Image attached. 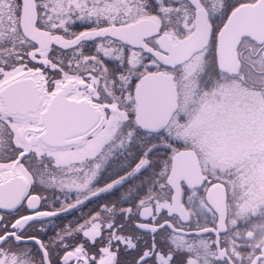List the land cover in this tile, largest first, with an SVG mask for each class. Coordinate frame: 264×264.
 <instances>
[{
    "label": "snow or ice",
    "instance_id": "6c2138e0",
    "mask_svg": "<svg viewBox=\"0 0 264 264\" xmlns=\"http://www.w3.org/2000/svg\"><path fill=\"white\" fill-rule=\"evenodd\" d=\"M182 2L0 0V264H264L244 167L193 123L214 86L163 46ZM186 152L196 180L177 176Z\"/></svg>",
    "mask_w": 264,
    "mask_h": 264
},
{
    "label": "flooded vegetation",
    "instance_id": "af4514ba",
    "mask_svg": "<svg viewBox=\"0 0 264 264\" xmlns=\"http://www.w3.org/2000/svg\"><path fill=\"white\" fill-rule=\"evenodd\" d=\"M258 1L260 0H242L236 8L225 15L227 4L230 0H211L207 6L203 0H183L179 9V17L176 20L179 28L170 29L169 33L163 38L165 43L170 41L172 44L178 43L195 31L198 20L201 30H205L203 35L207 34L210 27L208 44L195 52L189 60L181 63V65L188 74L191 70L189 68L191 63L199 58V63L193 67L195 69L188 75L194 80L200 77L210 78L209 83L214 86L213 90L216 93L221 92L222 89L219 90L221 85L226 82H232L237 87V100L234 98L236 100V105H234L236 110L233 115L237 117L236 112L239 111V106L237 107V105L247 106L249 119L246 123V133L249 136L253 135V137L257 135L256 133H260V127H264V75H261L264 73V16L252 18L253 21H256L253 27V34L242 35L237 44H234L233 40H226L222 32L232 15L240 7L255 5ZM248 20H250L249 17L243 18V22ZM217 25L222 26L213 40L212 34L216 30ZM149 31H154V29ZM221 62L238 64L236 72L224 71L221 68ZM246 99L249 100L248 104L245 103V101L247 102ZM242 111L245 110L242 109ZM257 113L260 114L258 115ZM193 123L195 126V120ZM237 130H239V127ZM215 196L216 202L222 205L223 190L220 189ZM16 198V193L12 192L5 197V202H12ZM260 211L262 214H257ZM241 219L251 221L247 232L249 239L246 242L253 248L264 246V204L258 208L256 213L241 214Z\"/></svg>",
    "mask_w": 264,
    "mask_h": 264
},
{
    "label": "rangeland",
    "instance_id": "374dc122",
    "mask_svg": "<svg viewBox=\"0 0 264 264\" xmlns=\"http://www.w3.org/2000/svg\"><path fill=\"white\" fill-rule=\"evenodd\" d=\"M199 61L197 58L191 63L188 74L193 72V67ZM219 90L221 92L217 93L218 99L206 101L195 119V127L200 133V145L211 160L225 167H244L245 177L242 183L247 186L248 193L240 213H256L264 204V127L259 128L260 133L254 132L256 136H249L246 133L249 119L247 106L237 105V117L233 115L236 110L234 105L237 87L232 82H226ZM248 101L245 103L248 104Z\"/></svg>",
    "mask_w": 264,
    "mask_h": 264
},
{
    "label": "water",
    "instance_id": "95a60500",
    "mask_svg": "<svg viewBox=\"0 0 264 264\" xmlns=\"http://www.w3.org/2000/svg\"><path fill=\"white\" fill-rule=\"evenodd\" d=\"M32 13L31 10L26 12L25 15V25L27 28V32L29 36L34 37L37 40H40L41 42H45L47 40V37L45 34L37 33L31 26L30 17ZM262 17L264 16V0L258 1L255 5H248L240 7L231 17L228 24L224 28L222 35L223 37H226V40H230L234 42V44H237L240 37L244 34H253L254 31V25L256 24V21H253V17ZM250 18V20L243 22V18ZM143 28H146L148 31L151 29H154L156 25L153 24L151 21L146 22L145 25L142 26ZM205 30H201L200 22L197 21L196 29L195 31L187 38L180 40L176 44H172L170 42H164L163 40V46L166 47L170 54H171V62L181 64L187 60H189L193 54L202 48H204L209 41L210 36V27L207 34H204ZM165 43V45H164ZM238 67V64H233L229 62H221V68L224 71L234 73L236 72ZM171 103L173 106L175 105V92L173 91L171 93ZM175 166L177 169V176H186L190 179H197V174L199 172V161L197 160V156L195 153L192 152H186L182 155H180L176 162ZM223 204V202H222ZM222 206V205H221Z\"/></svg>",
    "mask_w": 264,
    "mask_h": 264
},
{
    "label": "trees",
    "instance_id": "16d2710c",
    "mask_svg": "<svg viewBox=\"0 0 264 264\" xmlns=\"http://www.w3.org/2000/svg\"><path fill=\"white\" fill-rule=\"evenodd\" d=\"M257 214H262V213H261V211H260V212H259V213H257ZM260 226H261V224H260Z\"/></svg>",
    "mask_w": 264,
    "mask_h": 264
}]
</instances>
